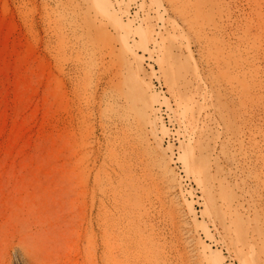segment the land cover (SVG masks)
<instances>
[{"label":"rangeland","instance_id":"374dc122","mask_svg":"<svg viewBox=\"0 0 264 264\" xmlns=\"http://www.w3.org/2000/svg\"><path fill=\"white\" fill-rule=\"evenodd\" d=\"M214 262L264 264V0H0V264Z\"/></svg>","mask_w":264,"mask_h":264},{"label":"bare ground","instance_id":"6f19581e","mask_svg":"<svg viewBox=\"0 0 264 264\" xmlns=\"http://www.w3.org/2000/svg\"><path fill=\"white\" fill-rule=\"evenodd\" d=\"M161 126H162V125H161ZM190 206H191V205H190ZM219 259H220V258H219ZM215 262H216V261H215ZM215 262H214V263H215ZM214 263H213V264H214ZM215 264H217V263H215Z\"/></svg>","mask_w":264,"mask_h":264}]
</instances>
